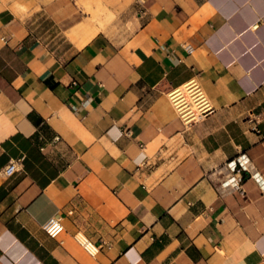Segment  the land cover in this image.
<instances>
[{
  "label": "crops",
  "instance_id": "1",
  "mask_svg": "<svg viewBox=\"0 0 264 264\" xmlns=\"http://www.w3.org/2000/svg\"><path fill=\"white\" fill-rule=\"evenodd\" d=\"M86 3L0 0V264H264V0H130L119 33Z\"/></svg>",
  "mask_w": 264,
  "mask_h": 264
},
{
  "label": "built area",
  "instance_id": "2",
  "mask_svg": "<svg viewBox=\"0 0 264 264\" xmlns=\"http://www.w3.org/2000/svg\"><path fill=\"white\" fill-rule=\"evenodd\" d=\"M71 84L76 85V82L72 81ZM167 96L184 125H190L202 120L212 110L203 90L195 79L171 89ZM20 161L21 159L11 160L2 168L0 171L1 175L5 177L12 175L17 170ZM226 167L229 176L222 185L242 192L243 172L247 171L244 162L239 158L233 159L227 163ZM43 228L49 235H55L61 230V224L57 218H52L45 223Z\"/></svg>",
  "mask_w": 264,
  "mask_h": 264
},
{
  "label": "rangeland",
  "instance_id": "3",
  "mask_svg": "<svg viewBox=\"0 0 264 264\" xmlns=\"http://www.w3.org/2000/svg\"><path fill=\"white\" fill-rule=\"evenodd\" d=\"M40 2H47L49 0H39ZM74 6L76 10L80 13L79 19L83 21L82 24H86L87 13H86V0H68ZM102 1L104 4H107L108 7H110V10L112 12V17L109 19V21L106 22V25L104 28H102L100 31L104 32H123L126 27V18L128 13V6L130 4V0H99ZM94 26L96 25V22L94 21ZM81 25V24H80ZM93 27V25H92ZM75 30V29H74ZM70 31L69 35H72V32ZM81 41V37H79Z\"/></svg>",
  "mask_w": 264,
  "mask_h": 264
},
{
  "label": "bare ground",
  "instance_id": "4",
  "mask_svg": "<svg viewBox=\"0 0 264 264\" xmlns=\"http://www.w3.org/2000/svg\"><path fill=\"white\" fill-rule=\"evenodd\" d=\"M91 12V11H89ZM94 15L98 19L99 22V28L103 26V24L106 22L107 19L110 18V13L109 11L105 8L102 7L100 3L96 4V9L93 11Z\"/></svg>",
  "mask_w": 264,
  "mask_h": 264
}]
</instances>
